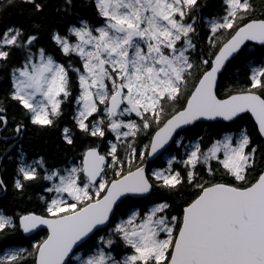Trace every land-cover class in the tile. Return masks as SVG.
<instances>
[{
  "label": "snow or ice",
  "instance_id": "1",
  "mask_svg": "<svg viewBox=\"0 0 264 264\" xmlns=\"http://www.w3.org/2000/svg\"><path fill=\"white\" fill-rule=\"evenodd\" d=\"M87 4L95 22L80 15L77 0H58L51 27L32 20L30 31H0V69L11 67L0 140L59 128L65 150L84 146L79 164L64 168L48 167L44 157L27 163L21 151L11 185L0 175V193L11 187L23 197L43 181L54 193L40 197L41 214L0 210V240L46 229L31 249L2 251L0 264H264V60L249 59L243 86L218 92L244 50L264 46V0H221L207 19L209 0ZM9 6L26 7L30 19L46 18L50 7L49 0H5L0 13ZM44 30L67 66L38 46ZM70 97L72 123L61 127ZM10 102L18 114L9 113ZM245 114L255 138L240 128L205 144L197 134L200 121L235 124ZM181 133L197 138L183 144ZM170 142L183 155L149 171ZM14 147H4L0 162ZM157 193L147 210L134 207Z\"/></svg>",
  "mask_w": 264,
  "mask_h": 264
},
{
  "label": "trees",
  "instance_id": "2",
  "mask_svg": "<svg viewBox=\"0 0 264 264\" xmlns=\"http://www.w3.org/2000/svg\"><path fill=\"white\" fill-rule=\"evenodd\" d=\"M58 0H49V10L46 14V18L32 17L30 19L31 13L26 7L19 6H9L5 11L0 13V31H3L10 25H23L26 29H29L30 23L32 20L36 22L44 23L51 27L55 24L56 16L52 11V8ZM210 7L205 8L202 12V15L207 19L210 18L216 11L219 9L221 0H209ZM259 2V0H257ZM5 3V0H0V4ZM78 11L80 15L86 17L92 22L98 19L96 16L95 10L91 5L87 4V0H77ZM59 26V25H56ZM200 29V38L199 43H206L207 30L203 24L198 25ZM39 45L44 47L48 53L52 54L54 58L67 66L68 57L61 55L54 44L49 40L48 31L44 30L40 32ZM264 49L263 47L257 45H251L249 49H245L244 53L241 55L238 61L233 62L229 66L228 71L225 72L219 82L218 92L221 95H224L228 90L233 89L238 86H243L245 82V66L248 63V60L251 59L255 62H260L264 60ZM73 61V66H79L78 59L75 57L71 58ZM20 62L19 54H16L13 57V64H18ZM11 67L5 72L3 69H0V98H3L9 91L11 87ZM69 77L73 84V97L78 93V88L75 83V75L69 70ZM73 97H70L69 100L63 105L64 117L61 122V127L64 125H70L72 123L71 116L75 108V103ZM9 113H17L18 110L14 102L9 103ZM240 128H247L249 132L255 138V128L254 121L250 115H244L242 120L237 121L235 124H199L197 134L204 136V143L208 144L214 139H219L225 132H234ZM185 136V141H195L197 138L196 135L191 133H182ZM181 134V135H182ZM2 135V134H1ZM15 144L12 152L10 153L11 159H5L0 162V175H3L4 178L9 182L13 180L15 175V170L18 164V157L21 151L25 155L27 161H33L40 157H44L47 162L48 167L55 168H64L72 161L80 159V153L84 150L82 142H78L76 149L74 150H65L61 140H60V130L59 128L53 129L48 132H36L33 129H29L25 136L22 139L3 141L0 140V152L3 151L4 147L7 145L9 147ZM168 153H173L177 159H180L182 156V150L175 147V144L168 150ZM162 158L158 159L156 162L151 164L148 168L150 171L153 167L163 168L165 167V160ZM44 186H49L48 181H43L40 184L33 185L28 189L27 194L23 197L18 196L12 189L9 187V191L6 193H0V210L4 211L7 215L16 216L17 214H26L29 211L36 212L41 214L43 212L44 201L40 199L41 196L46 195L44 191ZM160 193H157L155 196L144 199L142 203H137L134 207L140 208L142 210H147L148 207H151L154 201H158L160 198ZM104 234V233H102ZM46 235V231H41L36 234L34 237L27 238L24 236L22 231L12 234L7 241L0 240V253L7 250L8 248L14 247H23L31 249V239H39ZM31 260V257L28 258Z\"/></svg>",
  "mask_w": 264,
  "mask_h": 264
},
{
  "label": "water",
  "instance_id": "3",
  "mask_svg": "<svg viewBox=\"0 0 264 264\" xmlns=\"http://www.w3.org/2000/svg\"><path fill=\"white\" fill-rule=\"evenodd\" d=\"M251 45H257V46L263 47V46H261V45L255 44L254 42H252ZM223 74H224V73H223ZM219 82H220V79H219ZM219 82H218V84H219ZM218 87H219V86H218ZM245 115H247V114H245ZM248 115H250V114H248ZM250 116H251V115H250ZM252 119H253V118H252ZM253 121H254V119H253ZM200 123H201V124H215V123L229 124V123H232V122H226V121H220V122H216V121H200V122H198V124H200ZM181 134H182V133H181ZM0 135H1V134H0ZM176 139H178V137H177ZM172 145H174V144H172V143L170 142V144H169L168 146H166L167 151L172 147ZM161 151L163 152V155L167 152V151L164 152L163 150H161ZM163 155H159V154H158L157 157H154L152 160H150V161L148 162V168H149V166H150L151 164H153L154 162H156L158 159L162 158ZM1 163H2V162H1ZM0 169H1V166H0ZM134 199L140 200L141 198H134ZM41 229H43V226H41ZM41 229H37V230H36L35 232H33V233H28V234L23 233V234H24V236L27 237V238L34 237L38 232L42 231ZM43 231H46V229H44Z\"/></svg>",
  "mask_w": 264,
  "mask_h": 264
},
{
  "label": "rangeland",
  "instance_id": "4",
  "mask_svg": "<svg viewBox=\"0 0 264 264\" xmlns=\"http://www.w3.org/2000/svg\"><path fill=\"white\" fill-rule=\"evenodd\" d=\"M181 136H183L184 137V139H183V144H188V142L189 141H185V136L182 134ZM223 136V135H222ZM222 136L220 137V138H222ZM178 139H180V138H178ZM175 147L176 148H179V149H181L182 150V155H183V152H184V149H183V147L181 146V147H177V145H175ZM165 157L163 158L164 160H165V167L167 166V161L169 160V159H171L174 155H173V153H166L165 155H164ZM177 158V157H176ZM79 160L80 159H77L76 161H72L71 163H69V165H67L66 167H68V166H70V165H72V164H79ZM26 162L27 163H31V161H27L26 160ZM158 167H153L152 169H157ZM164 168V167H163ZM151 169V170H152ZM150 170V171H151ZM49 183V186H51V182H48ZM52 195H54V193H47L46 192V195H45V198H47V197H49V196H52ZM121 218H126V216H123V217H121ZM43 231V230H42ZM41 232V231H40ZM39 233V232H38ZM37 233V234H38ZM43 237H41L40 239H42ZM39 241V239L37 238V239H31L30 240V243H31V245L32 244H34V243H36V242H38ZM14 248H23V247H14ZM73 264H76V262L74 261L73 262Z\"/></svg>",
  "mask_w": 264,
  "mask_h": 264
}]
</instances>
